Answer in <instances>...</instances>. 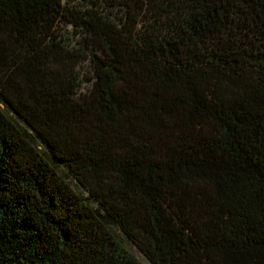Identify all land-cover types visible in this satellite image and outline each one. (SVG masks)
<instances>
[{"label": "trees", "instance_id": "1", "mask_svg": "<svg viewBox=\"0 0 264 264\" xmlns=\"http://www.w3.org/2000/svg\"><path fill=\"white\" fill-rule=\"evenodd\" d=\"M82 1L0 0V264H264V0Z\"/></svg>", "mask_w": 264, "mask_h": 264}, {"label": "rangeland", "instance_id": "2", "mask_svg": "<svg viewBox=\"0 0 264 264\" xmlns=\"http://www.w3.org/2000/svg\"><path fill=\"white\" fill-rule=\"evenodd\" d=\"M82 0H75V3H79ZM83 2V1H82ZM68 29H71L69 26ZM79 70L83 75L90 76L92 72L90 71L91 68L89 66V63L87 61L83 62L80 66ZM15 118V116H14ZM16 121L19 123V125L27 130V132L33 136V133L27 128V126L24 124V122L20 119H16ZM34 137V136H33ZM37 144L39 147L44 151L45 147L37 140ZM48 156L52 159L50 152H47ZM59 169H61V172L63 175L67 177V180L70 182V185L79 193H81L83 196L89 198L88 193L78 184V182L74 179V177L68 172L65 166L60 164ZM116 235L125 243L127 248L134 253V255L143 263V264H151L149 263L144 255L141 253V251L138 249L136 245H134L118 228H115Z\"/></svg>", "mask_w": 264, "mask_h": 264}]
</instances>
